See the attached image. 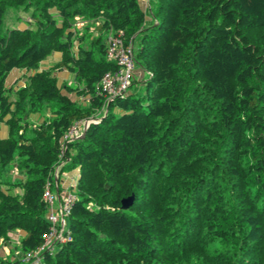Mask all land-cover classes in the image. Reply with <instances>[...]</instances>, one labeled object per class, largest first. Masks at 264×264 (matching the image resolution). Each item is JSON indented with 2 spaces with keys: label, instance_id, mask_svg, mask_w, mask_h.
Here are the masks:
<instances>
[{
  "label": "trees",
  "instance_id": "trees-1",
  "mask_svg": "<svg viewBox=\"0 0 264 264\" xmlns=\"http://www.w3.org/2000/svg\"><path fill=\"white\" fill-rule=\"evenodd\" d=\"M147 12L150 23L140 0H0V240L40 246L42 193L63 162L77 170L69 239L42 264H264V0H148ZM76 17L100 20L99 35L86 43ZM109 32L137 41L150 77L105 102ZM54 52L73 86L39 70ZM12 70L23 86L6 84ZM90 119L62 155L63 135Z\"/></svg>",
  "mask_w": 264,
  "mask_h": 264
},
{
  "label": "built area",
  "instance_id": "built-area-1",
  "mask_svg": "<svg viewBox=\"0 0 264 264\" xmlns=\"http://www.w3.org/2000/svg\"><path fill=\"white\" fill-rule=\"evenodd\" d=\"M107 53L106 58L114 61L118 70L108 72L103 75L99 85L104 95L105 102H109L115 97H123L127 94L134 68L133 47L131 44L126 45L121 33H108L107 36ZM90 121H82L72 125L63 135L62 155L66 148V143L75 141L82 136L84 128ZM81 126V127H80ZM63 162H60L53 171V182L48 180L45 184L42 200L46 205V219L49 223L48 231L42 235V243L32 251L24 252L17 259L19 264H42L45 253H52L57 245L65 243L69 239L67 233V218L70 214L71 206L75 200L73 187L77 180V171L73 180L71 189L66 190L64 187H58V175L66 172H60ZM61 184V183H59Z\"/></svg>",
  "mask_w": 264,
  "mask_h": 264
},
{
  "label": "rangeland",
  "instance_id": "rangeland-1",
  "mask_svg": "<svg viewBox=\"0 0 264 264\" xmlns=\"http://www.w3.org/2000/svg\"><path fill=\"white\" fill-rule=\"evenodd\" d=\"M141 1V6L142 9L146 12L145 14V21L147 23H150L151 21V17L147 12L148 9V0H140ZM31 14V12H28L27 14L25 13H21L19 15L18 18H15L14 16L7 14L5 19H4V23H3V31H5L6 29H10V28H21L23 27V24H25L28 21V17ZM77 18V21L75 20ZM74 19L73 25L71 26V29H78L79 33H81L83 30V27H85V25H87L88 29L86 30L89 33V36L86 38V43H88L90 41V39L97 37L99 35V32L96 28V21H100L98 19H93V20H87L84 18H80V17H76ZM107 36L108 34H103L102 35V40L103 41H107ZM76 44V42H75ZM133 47V55L135 56V51L137 49V41L134 42V44H131ZM60 60V54L59 53H52L48 59H45L43 62L40 63L39 66V70H51L54 77L57 79V85L59 87H62L61 85L67 84L73 86L74 83V78L73 76L68 72V70L66 68H60V67H56V63ZM135 61V60H134ZM55 66V67H54ZM26 73L25 70H12L7 79H6V84L7 85H12L14 83H16L17 86H23V74ZM149 72L145 71L140 65L136 64V61L134 63V68H133V74H132V78H131V82L137 83L136 85H138V83H140L141 81L149 78ZM14 82V83H13ZM140 92L143 91V88L140 86ZM65 93V92H64ZM69 98L76 100V95L74 93L69 94ZM81 99V98H80ZM49 114V112H42L41 115L44 117L46 116V114ZM96 115H99L98 112L95 113ZM40 114H35V115H31L28 122H35L37 120V118H39L41 116ZM41 116V117H42ZM94 116V115H93ZM40 117V118H41ZM91 120V119H90ZM40 121V120H39ZM89 121V120H88ZM80 125H83L82 122H80ZM0 126L5 127L2 123H0ZM81 127V126H80ZM75 171L77 170H69L66 173H62L60 175H58V179H57V184L58 187L60 189V187H64L66 190L71 189V187L73 186V180H72V176L75 175ZM24 175L23 173H21L19 171L18 168H16L14 166V164L11 165L9 171H7L6 173V177L7 179H9V181H11L12 183L17 182L18 180L24 179ZM61 183V184H59ZM5 186V185H4ZM8 189H10L9 191L11 193H21V188L19 187H12V186H5ZM68 222V220H67ZM22 233L21 232H17V234H13L9 240H0V250L4 253L2 255V257L4 258H8L11 261H17V259L21 256L22 252L19 249L20 247H18V241H19V236H21ZM56 250L58 249V247L55 248ZM21 253V254H20Z\"/></svg>",
  "mask_w": 264,
  "mask_h": 264
},
{
  "label": "water",
  "instance_id": "water-1",
  "mask_svg": "<svg viewBox=\"0 0 264 264\" xmlns=\"http://www.w3.org/2000/svg\"><path fill=\"white\" fill-rule=\"evenodd\" d=\"M84 135H85V128H84V130H83V132H82V137H83ZM133 199H134L133 195H131V196H129V197L123 199V200L121 201V208H122V209H127L128 207H130L131 204H132V202H133Z\"/></svg>",
  "mask_w": 264,
  "mask_h": 264
},
{
  "label": "crops",
  "instance_id": "crops-1",
  "mask_svg": "<svg viewBox=\"0 0 264 264\" xmlns=\"http://www.w3.org/2000/svg\"><path fill=\"white\" fill-rule=\"evenodd\" d=\"M76 21H77V18L75 19ZM97 23H99V21H96V24ZM95 24V25H96ZM85 26H87V25H85ZM48 59V58H47ZM6 136V127H3V126H0V138H3V137H5ZM75 175H76V171H75ZM75 175H73L72 177L74 178V176ZM1 248V247H0ZM4 254L1 250H0V257H2V255ZM21 254V253H20Z\"/></svg>",
  "mask_w": 264,
  "mask_h": 264
}]
</instances>
